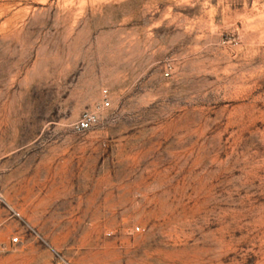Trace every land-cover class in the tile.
<instances>
[{"label": "rangeland", "instance_id": "1", "mask_svg": "<svg viewBox=\"0 0 264 264\" xmlns=\"http://www.w3.org/2000/svg\"><path fill=\"white\" fill-rule=\"evenodd\" d=\"M0 264H264V0H0Z\"/></svg>", "mask_w": 264, "mask_h": 264}, {"label": "built area", "instance_id": "2", "mask_svg": "<svg viewBox=\"0 0 264 264\" xmlns=\"http://www.w3.org/2000/svg\"><path fill=\"white\" fill-rule=\"evenodd\" d=\"M105 100H106V105H109V97L107 94V90L105 91ZM97 121V116L94 112H89L86 113L80 120H79V127L82 129H87L90 128L95 122ZM19 238L14 237L13 242H18Z\"/></svg>", "mask_w": 264, "mask_h": 264}]
</instances>
